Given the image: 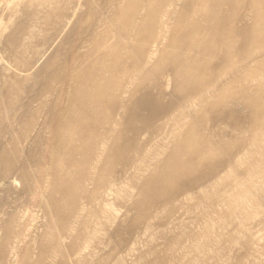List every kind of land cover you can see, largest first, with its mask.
Returning a JSON list of instances; mask_svg holds the SVG:
<instances>
[{
	"label": "rangeland",
	"instance_id": "rangeland-1",
	"mask_svg": "<svg viewBox=\"0 0 264 264\" xmlns=\"http://www.w3.org/2000/svg\"><path fill=\"white\" fill-rule=\"evenodd\" d=\"M220 1L0 0V264H264V0Z\"/></svg>",
	"mask_w": 264,
	"mask_h": 264
},
{
	"label": "bare ground",
	"instance_id": "bare-ground-1",
	"mask_svg": "<svg viewBox=\"0 0 264 264\" xmlns=\"http://www.w3.org/2000/svg\"><path fill=\"white\" fill-rule=\"evenodd\" d=\"M224 2H225V4L227 3L226 0H221L220 1L221 5H223ZM255 3H256V0H252L248 4L249 10H251V11L253 10V6H254ZM229 4H230V6L231 5L233 6L234 3H230L229 2ZM238 5L239 6H243L244 3L243 2H238ZM220 9H221V6H219V5H217V6H215V5L211 6V8L208 10V13L206 15L207 18H205L207 20V22L211 24L210 33H213V34H216V35L219 33L218 32L219 27L223 24V21H222L223 20V17H220V15H221ZM213 12H215V14L217 13V19L215 18V15H213ZM245 16L247 17L248 14L245 15ZM238 18H239V16L238 17L237 16L234 17V19H236V21L238 20ZM243 19H244L243 17H240L239 18V23L241 24L240 27H242V29H239L238 26L235 27V28L225 29V33H221V38L224 37V39H225V38H228L229 36H231V38H232L235 35H242L244 33L253 32L252 30H249L246 27L245 23H243ZM259 34H260V32L257 31V36ZM211 35L212 34H210V36ZM216 35H214V36L216 37ZM206 39L207 38H205V40ZM209 42H210V40L207 42V44ZM207 46H209V45H207ZM71 80L73 81V83H75L77 85H85L86 83L88 84V82H89V81L83 82L80 79V76L79 75H77L76 77H74V79H68L67 81L70 82ZM67 81H63V82L66 84ZM92 83H93V86L89 90V96L90 97H95V98L98 99V101L101 102L102 101L101 100L102 98L105 99L106 96H108L107 90H108L109 83H106V85H103V86H101V85L98 86L96 84V81L95 82L92 81ZM82 94H83V92L81 91V89H79L73 96H71V98L69 99L70 100L69 102L75 103V104L77 103V105H80V102H82L81 100L83 99V98L80 97V96H82ZM92 123L93 122H91V125H92ZM100 123L101 122H99L98 120L97 121H94V125L93 126L95 127L96 125H99ZM0 166H1L0 176L3 179H9L11 177V175L14 173V170H13L14 167H15V164H14V156L11 157V155L9 153H7L5 149H2V148L0 149ZM24 169H25V166L24 165H23L22 168L20 167V173H18L19 178L24 177L26 175V172H25Z\"/></svg>",
	"mask_w": 264,
	"mask_h": 264
}]
</instances>
